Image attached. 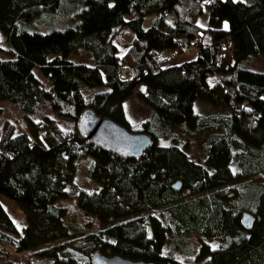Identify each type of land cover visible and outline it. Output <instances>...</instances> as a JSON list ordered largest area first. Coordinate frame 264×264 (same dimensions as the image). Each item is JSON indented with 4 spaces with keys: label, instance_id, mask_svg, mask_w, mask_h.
<instances>
[{
    "label": "trees",
    "instance_id": "trees-1",
    "mask_svg": "<svg viewBox=\"0 0 264 264\" xmlns=\"http://www.w3.org/2000/svg\"><path fill=\"white\" fill-rule=\"evenodd\" d=\"M204 8L206 28L197 25ZM49 11L71 26L26 30ZM124 28L133 38L119 54L112 40ZM81 49L91 65L69 61ZM262 52L264 0H0V102L21 116L0 127V196L25 221L18 231L0 204V264H91L94 253L186 264L176 254L190 233L194 264H264V73L249 68ZM127 67L134 75L120 78ZM131 96L150 109L134 131L150 138L138 158L104 152L77 131L86 109L130 130ZM195 100L212 112L196 113ZM194 139L202 161L189 154ZM86 158L87 190L75 184ZM60 199L100 227L88 231ZM14 255L28 258L13 263Z\"/></svg>",
    "mask_w": 264,
    "mask_h": 264
},
{
    "label": "rangeland",
    "instance_id": "rangeland-1",
    "mask_svg": "<svg viewBox=\"0 0 264 264\" xmlns=\"http://www.w3.org/2000/svg\"><path fill=\"white\" fill-rule=\"evenodd\" d=\"M69 17L62 16L59 12L53 13V12H46L38 17L35 18L34 21L30 22L25 26L26 30L28 31H40V32H45L50 29H59V28H65L71 26L70 21L68 19ZM207 21H208V11L206 8L203 9L202 13L197 19V25L201 26L203 28L207 27ZM133 38L132 33L124 28L121 29L120 32L116 33L115 36L113 37V42L116 45L117 52L119 54H122L125 49L128 47V45L131 42V39ZM4 47V44H2ZM195 50L192 49L190 52H187L184 55L180 56H174V58L171 60L172 64H179L180 62H183L189 58H191L192 54L191 52H194ZM0 57L4 58V55L0 53ZM69 61L73 62L74 64H87L91 65V56L89 53H87L84 50H80L76 53H70L68 57ZM252 71L254 72H262L264 73V52L260 53L256 60L251 64L249 67ZM34 74L37 78H39L42 83L43 87H47V82L43 77H41L40 73L37 72V70L34 69ZM140 87H137L135 91L139 90ZM193 108L196 111V113L199 114H207L209 112H212L211 107L209 106L208 103H203L200 100H195L193 101ZM124 113L125 117L129 120V125H130V130L136 131L139 129V126L143 124L146 120L150 118V109H148L146 106L142 104V102L137 99L135 96H131L128 98L124 103ZM0 108H1V114H0V127L2 125V122L4 120H16L19 122L20 120V113L16 111V108L12 107L11 105L8 104V102H0ZM45 114L47 116L51 117V110L48 108L45 109ZM55 121H57L59 127L61 129H70L72 125L70 124L69 121L61 118H55ZM167 141L165 139H160L158 140V144L161 145L162 143H166ZM189 154L191 158L194 160L197 159L199 161L203 160V155H202V150L201 147H199V139H194L190 142L189 144ZM89 165V159L86 158L85 160H82L80 162V165L78 169L76 170L75 173V184L79 185L80 188L82 189H92L94 188V185L92 184V181L89 177V174L87 173V168ZM0 204L2 208L8 212L9 218L11 221L14 222L16 225V228L18 231L25 225L24 221V216L23 213H21L20 210H18L15 206V204L12 201H9L5 199L4 197L0 196ZM57 205L65 208L67 210V213L74 212L76 214V218H78V222L84 226L88 231L89 230H96L100 227L98 222L96 221L95 218H92L89 215H86L83 213L80 209L76 208L74 205V200L70 199H60L57 200L56 202ZM198 244V238L196 235L190 233L188 234L187 237V242L186 246H189L188 249H186L184 252L181 253L180 251L176 254V258L181 260L182 262L186 264H194V259L192 257V254H194L197 251V246ZM167 250V245H164V250L163 253L166 252ZM26 255L24 256H16L14 255L13 257V263L14 261H18L22 259L23 261H27ZM35 260L29 258V261H27V264H34Z\"/></svg>",
    "mask_w": 264,
    "mask_h": 264
},
{
    "label": "water",
    "instance_id": "water-1",
    "mask_svg": "<svg viewBox=\"0 0 264 264\" xmlns=\"http://www.w3.org/2000/svg\"><path fill=\"white\" fill-rule=\"evenodd\" d=\"M77 120V131L90 144L104 152L109 151L122 158H138L150 145V138L147 135L127 130L108 118H99L89 109L84 110ZM171 188L174 192L178 191L181 188V183L176 181ZM241 222L249 229L252 222L251 217L248 214H243ZM89 262L91 264H162L151 261H132L118 255L107 256L102 253L92 254Z\"/></svg>",
    "mask_w": 264,
    "mask_h": 264
},
{
    "label": "built area",
    "instance_id": "built-area-1",
    "mask_svg": "<svg viewBox=\"0 0 264 264\" xmlns=\"http://www.w3.org/2000/svg\"><path fill=\"white\" fill-rule=\"evenodd\" d=\"M175 44L177 46H180V47H183V48H186L188 46L187 40L181 39V38H179V40H176ZM117 74H119L120 78L125 79L126 77H130V76L134 75V70L129 68V67H127L125 69L121 68V69L118 70ZM34 264H53V263L50 260L44 261V260H41V259H36Z\"/></svg>",
    "mask_w": 264,
    "mask_h": 264
},
{
    "label": "snow or ice",
    "instance_id": "snow-or-ice-1",
    "mask_svg": "<svg viewBox=\"0 0 264 264\" xmlns=\"http://www.w3.org/2000/svg\"><path fill=\"white\" fill-rule=\"evenodd\" d=\"M224 28H225V30H227V28H228V24H227V22H225V24H224Z\"/></svg>",
    "mask_w": 264,
    "mask_h": 264
},
{
    "label": "crops",
    "instance_id": "crops-1",
    "mask_svg": "<svg viewBox=\"0 0 264 264\" xmlns=\"http://www.w3.org/2000/svg\"><path fill=\"white\" fill-rule=\"evenodd\" d=\"M123 53H124V52H123ZM194 53H195V52H191V54H192V56H191V57H193V56H194ZM184 54H186V53H184ZM184 54H182V55H184Z\"/></svg>",
    "mask_w": 264,
    "mask_h": 264
}]
</instances>
